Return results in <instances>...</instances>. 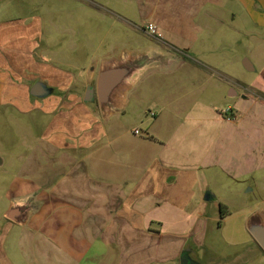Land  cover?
<instances>
[{"label":"crops","instance_id":"1","mask_svg":"<svg viewBox=\"0 0 264 264\" xmlns=\"http://www.w3.org/2000/svg\"><path fill=\"white\" fill-rule=\"evenodd\" d=\"M86 1L119 19L129 31L165 45L164 52L181 56L182 62L171 72L148 74L128 94L122 114L138 103L153 106L156 115L145 113V136L128 145L115 127L107 125L111 118L104 120L101 113L98 118L95 96L89 94L96 87L101 62L123 50L101 60L91 58L87 67L76 66L59 58L62 43L52 38L43 17L0 15V109L19 116L40 114L44 119L42 126L34 120L41 128L31 133L40 141L39 147L30 148L15 174H9L8 190H0V198L6 199L0 214V264H180L189 245L192 259L199 264L263 260L264 252L249 232L243 240L227 243L244 247L243 252L215 260V254L206 249L208 232L221 206L227 216L231 209L211 190L205 198V192L197 188L201 171L218 170L234 180L243 175L256 180L264 173V104H258L264 90L257 83L242 86L234 80H228L226 89L215 85L213 94L223 92L233 102L227 106L234 109L236 118L231 121L211 113L210 106L201 105L188 119L169 112L174 104L204 97L211 86V79L204 82L193 77L197 69L188 61L190 55L211 58L213 69H221L218 58L210 55L215 51L208 50L202 38L209 31L221 32L219 28L234 20L227 1L127 0L125 14ZM239 1L251 19L248 6L254 0ZM61 19L59 33L75 38L73 28L64 26L65 18ZM149 24L157 27L156 35L148 32ZM65 44L69 53L80 49L75 41ZM38 82L52 93L34 97ZM252 103L260 110H250ZM247 114L253 119L249 128L242 126ZM225 122L232 127L220 125ZM185 133L198 134L201 141L180 152L175 139ZM237 134L247 135L249 143L237 142ZM125 153L131 158L125 159ZM0 163L6 164L1 156ZM260 180L264 181V175ZM257 188L262 190L258 180L251 192ZM211 198L215 199L213 209ZM18 205L28 206L21 224L7 217ZM258 211L264 215V208L246 211L244 231L249 216ZM223 226L218 222V227ZM99 247L102 254L97 262L92 251ZM10 251L17 252L18 262Z\"/></svg>","mask_w":264,"mask_h":264},{"label":"rangeland","instance_id":"2","mask_svg":"<svg viewBox=\"0 0 264 264\" xmlns=\"http://www.w3.org/2000/svg\"><path fill=\"white\" fill-rule=\"evenodd\" d=\"M93 1L104 8L110 7L117 12L125 14V1L127 2V0ZM226 1V7L234 12V20L225 23V26L219 28L221 32L214 34V32L209 31L202 38L209 45L207 49L211 50V52L215 51L213 54L209 51L206 53H211L212 57L218 58L217 62H219L221 69H213V64L210 62L211 58L203 60L196 54L190 55L188 61L197 69L193 73V77L202 79L204 82L205 79L209 78L211 79V86L207 87L209 91L204 97L199 96L197 100L184 103V105L174 104L169 109L170 113L176 112L180 119L183 116L188 119L191 113L195 115V112L201 110V108L199 109L201 105L204 109L210 106L211 113L215 111L221 115L219 117L227 119L228 116L224 115L223 111L227 106L233 105V102L227 99L223 92L213 94L212 91L214 89L212 88L217 85L226 89L228 80H234L242 86L245 83H257L264 90V0H254V5L248 6L252 12V20L239 0ZM0 9V15L5 18L43 17L47 21L46 24L49 29L53 31L51 34L52 38H54L56 43H62L59 47L62 48L58 54L59 58L72 62L76 66L87 67L90 65L91 58L101 60L105 58L106 54L121 52L125 48L130 51H143L148 48L167 51L165 45L158 44L153 39L129 31L119 19L100 8L91 6L86 0H0ZM253 17L255 20H253ZM61 18H65L63 19L64 26L73 28L75 38H64L59 33L58 28L62 25L60 22ZM50 23H54V26H51ZM68 40L75 41L80 45L77 53L67 52L65 43H68ZM56 50L58 49L56 48ZM191 57H193V60ZM245 59L251 62L255 72L244 70L242 65ZM208 62L210 63L208 64ZM259 96L262 98L258 100V104H264V94H259ZM92 100L98 108V111H96L98 118H101L96 97ZM253 105L252 103L250 110H260L261 106L255 109ZM141 107L142 105L138 103L130 105L127 113L112 117L107 124L115 127L119 136L123 135L125 144L132 145L137 141H142L146 134L148 120L145 117V113L150 115L152 113L151 110H154V108L151 105ZM245 117L247 118L245 121L243 119L242 126L249 128L253 119L250 121L248 114ZM34 120H40V126L44 122L40 114L30 117L19 116L11 110L0 109V156L6 163L5 165L0 163V190L3 192L8 190L9 174H15L16 169L19 168L18 164L28 154L31 147L36 150L40 145L38 144L40 141L37 140L36 136H31V133L38 132L41 128L40 126H35ZM256 120L258 121L259 119ZM220 125L227 128L229 126L232 127L227 122L220 123ZM135 130H139L142 134L135 135ZM185 134V136L179 134L175 139L176 144L181 148L180 152L184 146L192 148L195 144H200L201 141V136L198 134ZM236 136L237 142L239 141L242 144L249 143L247 135L237 134ZM184 149L187 150L186 148ZM118 153H121V151H118ZM130 158L131 156L125 153V159ZM263 175L264 173L259 174L256 180H252L246 175H243L239 180H234L231 176L218 170L210 169L200 172V182L197 190L204 191L205 198H207V190H211L217 200L229 205L231 209L228 216L224 215L226 216L224 218H221L222 212L218 211L217 219L214 221L215 223L211 224L208 232L206 249L208 248L209 252L215 254L214 258L216 261H219L222 255L228 256L244 251V247H228L227 243H237L247 237L246 233H248V230H243L246 211L255 207L264 208V181L260 180ZM232 176L235 177V175ZM257 180L260 181L262 190L257 188L254 192H251L252 188L255 189ZM207 187L209 188L206 189ZM198 193L200 194V192ZM214 201L215 199H212L209 203L212 209ZM5 205L6 199L4 197L0 198V214L3 212ZM218 222H223L224 226L222 228L218 227ZM17 233L15 232V234ZM10 253L14 260L18 262L17 252L10 251ZM92 254H97V256L92 257L98 262L102 250L99 247L97 251L93 250ZM191 258L195 257L191 254ZM82 264L97 263L83 262ZM254 264H264V259H256Z\"/></svg>","mask_w":264,"mask_h":264},{"label":"water","instance_id":"3","mask_svg":"<svg viewBox=\"0 0 264 264\" xmlns=\"http://www.w3.org/2000/svg\"><path fill=\"white\" fill-rule=\"evenodd\" d=\"M181 62V56L158 49L151 48L143 52L123 50L119 56L101 62L96 87L90 89L89 94L92 98L96 97L102 118L109 120L124 112L128 94L148 74L155 71L171 72ZM243 67L247 72H255L248 59L244 60ZM51 93L52 89L42 82H38L32 90V95L36 98H45ZM27 210V205L14 206L7 217L21 224L25 222ZM246 228L264 252V215L259 211L250 215L246 221ZM180 262L199 264L189 254H183Z\"/></svg>","mask_w":264,"mask_h":264},{"label":"built area","instance_id":"4","mask_svg":"<svg viewBox=\"0 0 264 264\" xmlns=\"http://www.w3.org/2000/svg\"><path fill=\"white\" fill-rule=\"evenodd\" d=\"M147 30L152 35H156V33H157V27L155 25H153V24H149L147 26ZM223 114L228 116L227 119L229 121L234 120L236 118V117H234V109L232 107H227L223 111ZM151 116L155 117L156 115H155V113H151ZM134 133H135V135H141L142 134L139 130H135Z\"/></svg>","mask_w":264,"mask_h":264},{"label":"trees","instance_id":"5","mask_svg":"<svg viewBox=\"0 0 264 264\" xmlns=\"http://www.w3.org/2000/svg\"><path fill=\"white\" fill-rule=\"evenodd\" d=\"M223 208H224V206H221V212H222V216H221V218H224V217H225V216H224L225 214H224V212H223ZM192 252H193V248H191V246L189 245V246L187 247V249L184 250L183 254H189V255L191 256Z\"/></svg>","mask_w":264,"mask_h":264}]
</instances>
